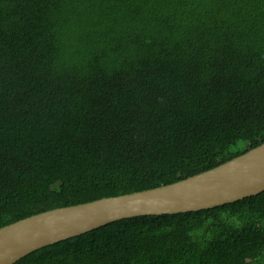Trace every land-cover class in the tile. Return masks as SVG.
Here are the masks:
<instances>
[{"label":"trees","instance_id":"trees-1","mask_svg":"<svg viewBox=\"0 0 264 264\" xmlns=\"http://www.w3.org/2000/svg\"><path fill=\"white\" fill-rule=\"evenodd\" d=\"M263 142L264 0H0V227ZM13 264H264V191L119 219Z\"/></svg>","mask_w":264,"mask_h":264},{"label":"water","instance_id":"water-1","mask_svg":"<svg viewBox=\"0 0 264 264\" xmlns=\"http://www.w3.org/2000/svg\"><path fill=\"white\" fill-rule=\"evenodd\" d=\"M264 191V142L211 169L157 187L57 207L0 227V264L119 219L175 214Z\"/></svg>","mask_w":264,"mask_h":264}]
</instances>
